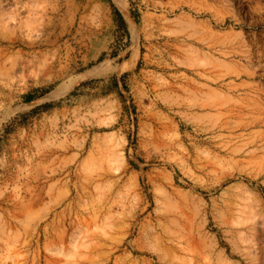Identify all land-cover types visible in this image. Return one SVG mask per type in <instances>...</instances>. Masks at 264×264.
Segmentation results:
<instances>
[{"label": "rangeland", "instance_id": "rangeland-1", "mask_svg": "<svg viewBox=\"0 0 264 264\" xmlns=\"http://www.w3.org/2000/svg\"><path fill=\"white\" fill-rule=\"evenodd\" d=\"M121 1L0 0V264H264V0Z\"/></svg>", "mask_w": 264, "mask_h": 264}, {"label": "bare ground", "instance_id": "bare-ground-1", "mask_svg": "<svg viewBox=\"0 0 264 264\" xmlns=\"http://www.w3.org/2000/svg\"><path fill=\"white\" fill-rule=\"evenodd\" d=\"M117 2H118V5H119V7L122 9V10H125V4H124V2H122L121 0H117ZM85 77V75L84 76H82L80 79H82V78H84ZM25 205V204H24ZM25 209V208H24Z\"/></svg>", "mask_w": 264, "mask_h": 264}]
</instances>
